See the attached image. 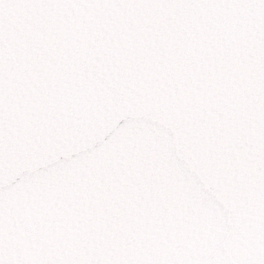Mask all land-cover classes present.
Returning a JSON list of instances; mask_svg holds the SVG:
<instances>
[{
	"label": "water",
	"instance_id": "1",
	"mask_svg": "<svg viewBox=\"0 0 264 264\" xmlns=\"http://www.w3.org/2000/svg\"><path fill=\"white\" fill-rule=\"evenodd\" d=\"M0 264H264V0H0Z\"/></svg>",
	"mask_w": 264,
	"mask_h": 264
}]
</instances>
